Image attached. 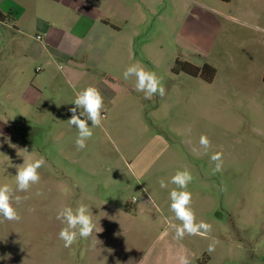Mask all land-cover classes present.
<instances>
[{
    "label": "rangeland",
    "instance_id": "1",
    "mask_svg": "<svg viewBox=\"0 0 264 264\" xmlns=\"http://www.w3.org/2000/svg\"><path fill=\"white\" fill-rule=\"evenodd\" d=\"M109 1H89L110 28L92 32L82 47L85 56L55 63L56 80L48 89L33 83L40 76L36 60L25 62L24 77L2 53L0 185L26 199L14 205L19 221L0 217V256L11 254L0 264H109L114 259L107 247L118 245L121 254L134 257L162 248L164 255L163 240L182 243L209 264H264V0ZM34 38L20 47L35 49ZM178 60L211 65L214 80L174 73ZM133 64L154 71L165 96L149 100L137 92L136 78L123 77ZM68 68L72 76L64 83ZM104 72L115 79L95 83ZM88 86L102 94L105 119L77 150V129L67 120L76 94ZM201 135L211 142L207 150ZM6 139L27 148L25 159L46 160L40 182L28 192L15 191V165L23 164L24 153L19 156ZM216 152L223 154V171L213 175ZM185 169L194 177L187 190L197 222L211 224L212 231L176 240L170 225L181 222L170 210L169 193L177 187L171 177ZM80 203L102 231L65 248L59 232L66 225L56 215ZM170 246L168 255H176Z\"/></svg>",
    "mask_w": 264,
    "mask_h": 264
},
{
    "label": "crops",
    "instance_id": "2",
    "mask_svg": "<svg viewBox=\"0 0 264 264\" xmlns=\"http://www.w3.org/2000/svg\"><path fill=\"white\" fill-rule=\"evenodd\" d=\"M89 1L0 0V12L6 16L5 21H0V59L4 52L6 64L8 63L9 67L11 65L17 74H22L24 77L29 71L25 62L30 59L36 60L39 65L35 67L34 71L36 75L40 74V76L34 77L33 83H37V89H48L49 83H55L56 80L55 75H52L55 63L72 62L74 58L81 57L84 54L82 47L92 32L95 30L105 31L110 28L102 11L95 5H89ZM112 1L118 2L119 0ZM108 2L110 1L108 0ZM3 22L12 26L5 27ZM34 34L35 49L20 47L25 44L27 37H32ZM127 40L128 47L132 52L134 38L129 37ZM117 49H119V45ZM71 70L68 68V71L63 73L64 77L61 80L64 83H69L72 76ZM5 74H10V68L6 70ZM112 79H115L113 74L104 72L102 80L95 83H107ZM110 224H108L109 228H111ZM165 236L166 231L162 233L161 238ZM163 241L165 243L164 255H162V248L156 254L141 256V252H139V255L134 257L121 254L118 245L107 247L106 250L112 248L110 253H112L111 258L114 259L113 263L109 262V264H117V262L119 264H141V262L142 264H180L179 258L185 254L188 256L190 264L210 263L207 259L200 261L198 256H195L187 246L185 247L178 241ZM170 243L175 245L178 250L176 255H168ZM104 247H106L105 244Z\"/></svg>",
    "mask_w": 264,
    "mask_h": 264
},
{
    "label": "clouds",
    "instance_id": "3",
    "mask_svg": "<svg viewBox=\"0 0 264 264\" xmlns=\"http://www.w3.org/2000/svg\"><path fill=\"white\" fill-rule=\"evenodd\" d=\"M5 27L12 25L3 22ZM61 69L62 65H57ZM136 78L135 89L137 92H143L145 99H152L154 96H165L166 89L162 83V79L157 76L154 71L146 70L139 64H133L126 68L123 72V77L128 80L130 77ZM75 106L70 108L72 113L67 123L77 129V138L75 141L77 150H83L87 146V141L93 136V128L102 127V121L105 117L102 115L104 108V98L100 91L93 86H88L76 94L73 101ZM59 106V105H58ZM79 110V112H78ZM83 117V118H82ZM91 122L89 126L88 122ZM2 135V133H0ZM9 147L16 148L17 154L24 153V162L20 165H15L17 173L14 176L16 181V192H28L32 185L40 182L39 169L46 164L44 157L35 161L25 159V156L30 155L27 148L19 149L15 144H12L9 139H6ZM200 145L207 150L211 146V142L206 135H201ZM20 156V155H19ZM223 154L216 152L211 156V160L215 162V167L212 174L223 171ZM192 173L185 170H178L171 177V183L176 185L169 193L170 210L175 214V219L181 222L180 225L171 224V228L175 231V239L183 240L186 235L206 237L212 231V225L201 220L197 222L196 213L192 208V193L187 190L188 185L193 181ZM161 188H166L168 185L163 179L159 181ZM179 189V190H177ZM221 191L226 190L221 186ZM37 195L42 193L37 192ZM26 197L14 195L13 189L8 184L0 185V217L6 221H19L21 219L14 205H19ZM56 219L66 225L59 232V239L63 241L65 248H71L78 239H87L102 229L97 227V222L93 219V214L90 208L80 203L75 209L73 207H64L57 212ZM217 241L213 240L207 247L209 254L215 251ZM0 259H11V254L6 253L0 256ZM180 264H190L188 256L182 255L179 258ZM119 264V262H117ZM142 264V262H141Z\"/></svg>",
    "mask_w": 264,
    "mask_h": 264
},
{
    "label": "trees",
    "instance_id": "4",
    "mask_svg": "<svg viewBox=\"0 0 264 264\" xmlns=\"http://www.w3.org/2000/svg\"><path fill=\"white\" fill-rule=\"evenodd\" d=\"M6 16L0 12V21H5ZM176 74L187 73L193 77H200L206 81H213L216 75V70L209 64H205L202 68L189 62L177 61L173 69Z\"/></svg>",
    "mask_w": 264,
    "mask_h": 264
},
{
    "label": "built area",
    "instance_id": "5",
    "mask_svg": "<svg viewBox=\"0 0 264 264\" xmlns=\"http://www.w3.org/2000/svg\"><path fill=\"white\" fill-rule=\"evenodd\" d=\"M38 38H40V37H38ZM39 70V69H38Z\"/></svg>",
    "mask_w": 264,
    "mask_h": 264
}]
</instances>
